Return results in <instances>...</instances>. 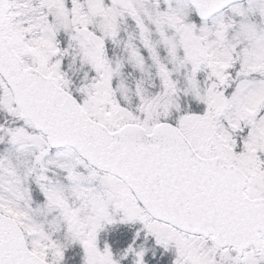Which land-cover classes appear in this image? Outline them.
I'll return each instance as SVG.
<instances>
[{
    "label": "snow or ice",
    "instance_id": "obj_1",
    "mask_svg": "<svg viewBox=\"0 0 264 264\" xmlns=\"http://www.w3.org/2000/svg\"><path fill=\"white\" fill-rule=\"evenodd\" d=\"M0 264H264V0H0Z\"/></svg>",
    "mask_w": 264,
    "mask_h": 264
}]
</instances>
